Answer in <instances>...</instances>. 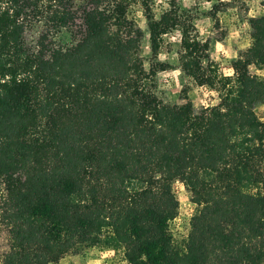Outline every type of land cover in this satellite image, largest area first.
Masks as SVG:
<instances>
[{
    "label": "trees",
    "instance_id": "1",
    "mask_svg": "<svg viewBox=\"0 0 264 264\" xmlns=\"http://www.w3.org/2000/svg\"><path fill=\"white\" fill-rule=\"evenodd\" d=\"M214 1L216 27L219 11L244 3ZM197 11L0 0V264H57L95 245L128 264H264V75L250 71L264 69V15L248 18L249 44L225 75ZM176 31L179 68L217 104L195 112L158 96L172 67L158 56ZM175 180L195 205L179 238Z\"/></svg>",
    "mask_w": 264,
    "mask_h": 264
},
{
    "label": "rangeland",
    "instance_id": "2",
    "mask_svg": "<svg viewBox=\"0 0 264 264\" xmlns=\"http://www.w3.org/2000/svg\"><path fill=\"white\" fill-rule=\"evenodd\" d=\"M171 0H153L154 9L158 14L162 8L168 5ZM181 7L195 6L198 8L197 17L194 20L195 29L200 37L210 38V59L218 64V71L225 75H231L232 61L237 54L245 49L249 44L250 16L264 15V0H244V3L219 11V25L214 26V22L208 15L214 0H175ZM137 25L145 30L146 20L141 11L134 13ZM224 32L221 40H216L217 36ZM179 32L176 31L167 36L166 42L158 58L168 62L172 67L158 73V96L167 103H183L188 98L194 111L219 102L218 93L207 85H195L179 68ZM36 32L30 31L28 40L34 42ZM142 54L146 60L149 59L150 49L148 36L145 33L142 41ZM250 71L264 75V69H257L250 66ZM263 106L257 105L256 112L260 117L264 116ZM173 190L179 200V209L176 218L171 221L170 228L176 238L185 235L191 214L195 205L191 202L183 183L180 181L173 183ZM4 240L0 239V251L3 249ZM57 264H128L119 252L102 249L95 245L88 248L82 254H69L63 257Z\"/></svg>",
    "mask_w": 264,
    "mask_h": 264
},
{
    "label": "built area",
    "instance_id": "3",
    "mask_svg": "<svg viewBox=\"0 0 264 264\" xmlns=\"http://www.w3.org/2000/svg\"><path fill=\"white\" fill-rule=\"evenodd\" d=\"M233 70V69H232ZM263 106L264 107V103H261V104H259V106ZM263 111H264V108H263ZM255 112H256V110H255ZM256 114H257V116H258V118L263 122V124H264V116L263 117H260L259 115H258V113L256 112ZM175 182L176 183H178L179 182V180H175ZM181 182V181H180ZM182 183V182H181ZM176 218V217H175ZM174 218V219H175Z\"/></svg>",
    "mask_w": 264,
    "mask_h": 264
}]
</instances>
